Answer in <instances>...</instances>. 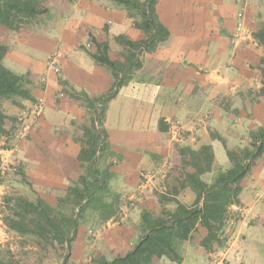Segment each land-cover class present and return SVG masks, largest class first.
Masks as SVG:
<instances>
[{
	"label": "crops",
	"instance_id": "obj_1",
	"mask_svg": "<svg viewBox=\"0 0 264 264\" xmlns=\"http://www.w3.org/2000/svg\"><path fill=\"white\" fill-rule=\"evenodd\" d=\"M186 1L159 0L155 4L158 18L169 30V36L154 51L140 55L141 66L123 79L117 94L106 104L103 118L106 140L120 158L112 166L109 185L118 193L132 191L140 170L154 165L151 156L158 160L153 166L157 183L161 170L170 166L168 159L179 158L183 149L196 151L208 145L213 155L209 170L215 171L218 166L222 168L219 170L227 169L231 163L226 148L249 146L248 132L264 127V95L259 93L263 86L260 60L264 49L252 37L253 25L241 18V29L235 31V23H240V19L235 20L228 0L209 4L201 13L188 10ZM62 3L54 22L61 25L41 33V51L58 50L59 75L73 88L91 96L102 94L110 88L113 77L80 47L87 37L84 30L90 28L93 38L106 41L109 48L112 43L102 31L104 21L110 23L108 32L113 39L124 34L140 40L144 33L124 19L121 11L110 13L109 8L97 6L95 2L91 3L96 5L94 12L88 15L86 7L91 4L86 0H78L72 6L66 1ZM71 9L81 15L86 13L80 28H75L73 23L72 27L63 25L62 11L70 13ZM72 15L76 17V13ZM46 74V93L54 94L60 90L56 75L51 70ZM35 136L38 145L34 144V150L38 152L33 151L29 157L34 170L30 177L33 182L58 193L80 174V145L72 138L66 142L56 138L50 128L41 129ZM199 177L209 183L203 173ZM148 182L153 183L147 178L139 185L138 198L144 206L149 199L155 201L149 196ZM240 187L237 202L229 206L237 217L226 220L222 245L213 243L211 249H205L200 239L206 230L197 225L177 245L179 262L154 256L149 264H264V156L254 159ZM174 197L190 205L196 194L184 186ZM112 232L116 234H110L107 240L108 260L124 255L138 237L132 228L118 227Z\"/></svg>",
	"mask_w": 264,
	"mask_h": 264
},
{
	"label": "rangeland",
	"instance_id": "obj_2",
	"mask_svg": "<svg viewBox=\"0 0 264 264\" xmlns=\"http://www.w3.org/2000/svg\"><path fill=\"white\" fill-rule=\"evenodd\" d=\"M59 1H61V4ZM65 1L72 6L78 0H58L57 3L55 0H41L42 7L46 8L45 13L22 22L14 29L0 25V45L7 48L2 60L3 65L9 71L22 74L29 80L27 86L34 97V100L18 97L0 98V111L5 114V117L0 121V262L2 263L100 264L101 260L110 261L112 258L108 260L106 255H108L107 240L110 234H116V232L113 233L112 231L118 227H123L132 228V230L138 232L141 227L140 215L143 210L149 211L154 216L160 215L162 210H173L175 203L170 199L176 195L174 194V188H177L178 193L182 188L181 185L186 180L185 173L194 170L195 164L205 166L203 159L200 158L198 160L188 149H183L180 151L179 158H175L174 161L168 159L167 162H170V166H165L161 170L162 176L159 183H157L153 177L155 174L153 166L158 163V160L151 156L150 159L152 165H154L152 168L140 170L137 184L131 192L118 193L112 185H109L110 181L108 182L107 190L101 194L103 201L109 204V207L105 209H95L91 205L87 206V201H83L80 206H73L70 203L68 188L76 183L78 177L58 193L42 183L33 182L30 174L34 170L31 168L32 162L30 163L29 157L30 155L32 156L33 151L38 152V150H34L36 148L35 145H38L35 143L36 139H38L35 134L41 132V129L45 131V129L50 128L56 138H62L64 141L72 138L80 146H86V130L91 128V120H95L97 127L100 125L97 110L88 107L82 100L72 98L66 93L71 91L72 86L59 75V64L57 61L59 55L56 52L58 50L48 53L41 51L43 45L40 41V35L44 30H54L58 25H61L59 22L57 24H54V22H56V15L63 4L62 2ZM155 1L157 3L159 0ZM176 1L180 2V0ZM229 1L230 6L233 7L232 15L235 14V20L238 21L240 19V23H235V31L241 29V18L251 22L254 30L264 27V0ZM86 2L90 4L96 2L97 6H106L109 8L110 13L112 11H121L123 18L128 19L132 26H134V20H139L136 8L126 7L115 0H86ZM186 2L188 10L199 13L200 11L204 12L209 4L214 5L215 3L216 5L217 2L224 3L225 1L187 0ZM92 4L89 7L87 6L88 8L86 7L88 15L94 12L96 5ZM74 13H76L77 18L72 15ZM84 15L86 13L81 15L72 9L70 13L63 10L61 17L63 25L70 27L73 23L75 28H80V25L86 19ZM74 20L80 24H76ZM109 26L110 23L105 21L102 23V31L110 37L112 43L108 53L113 56L114 61L124 62L125 57L128 55L127 50L114 41L112 33L108 32ZM84 32H87L86 41L80 47L82 46L88 53L95 51V46L91 40L93 36L90 28H87ZM34 46L40 49L38 51L31 50V47ZM262 48L264 49L263 46ZM16 52H19L17 56H15ZM20 53L23 54L22 57ZM26 56H29V59ZM261 60L260 68L262 67ZM48 70H51L56 75L57 84L60 88L54 94L46 93L45 90L47 83L46 71ZM130 75L131 72L124 74L122 81ZM253 96L256 97L257 94L255 93ZM223 100L225 101V99ZM224 103L225 106L228 105L227 102ZM99 107L100 105L97 104L96 108ZM247 142L249 145V136ZM243 148L232 150L240 152ZM119 159L113 151L108 155L107 152H103L100 149L92 162V166L100 171L107 165H110V169H112V166L120 162ZM85 164L90 165L89 162ZM220 167L218 166L215 171L204 172L203 178L209 183L212 182L219 169H222ZM79 168L81 173L80 164ZM156 174L159 175V173ZM147 178H151L153 181V183L148 182L149 187H147V190H149V196L155 201L149 199L146 206H144V203L138 198L139 185L145 183ZM161 196H165L168 200L162 201ZM18 197L30 201L39 200L49 205L52 212L57 216H72L79 213L77 230H75L70 244L60 241L52 233H45L44 237H42L29 231L19 232L12 228L9 224L12 218L14 220L20 218L17 215L20 212L22 216H25V219H23L24 223L29 228L34 226L32 222H29V220L31 221L34 218L33 215L24 212L17 204ZM236 217V214L233 215L228 208L226 220H233ZM223 228L220 237L224 238Z\"/></svg>",
	"mask_w": 264,
	"mask_h": 264
},
{
	"label": "trees",
	"instance_id": "obj_3",
	"mask_svg": "<svg viewBox=\"0 0 264 264\" xmlns=\"http://www.w3.org/2000/svg\"><path fill=\"white\" fill-rule=\"evenodd\" d=\"M115 1L126 7L137 9L139 20H134L133 25L144 33V37L140 40H132L124 34L114 36V41L127 50L128 55L124 62L112 60L108 54V43L98 42L92 37L95 51L88 54L97 64L105 66L110 71L113 77L112 84L106 92L92 97L86 91L73 87L71 91H65L68 96L80 99L88 107L97 110L100 122L97 127L95 120H91V128L86 130V146H80L78 160L82 171L76 183L68 188V198L73 206H80L83 201H87L86 205H91L95 209L109 207V204L103 201L101 194L107 190L108 182L112 178L111 166H105L102 171L92 166L98 150L111 154L103 127L106 104L117 94L122 84V76L141 66L140 55L154 51L158 43L169 36V30L156 13L155 0ZM45 12L46 8L42 7L41 0H0V25L14 29L22 22ZM252 37L264 47V27L253 31ZM6 49L5 46L0 45V98L18 97L34 100L27 86L29 80L22 74L9 71L3 65L2 60ZM261 63L263 86L260 88V94L264 95V58ZM97 104L100 105L99 108H96ZM4 117L5 114L0 111V121ZM163 128L160 121V129ZM248 136L249 146L244 147L240 152L226 148V155L231 166L219 170L210 183L202 181L199 177L211 167L213 155L210 146L203 145L197 151L188 150L198 160L201 158L205 161L204 167L195 164L194 170L187 171L186 180L181 185V187L189 186L195 192L194 202L186 205L172 197L170 200L175 203L173 210H162L158 216L143 210L140 215L141 227L138 229V237L133 246L124 255L115 256L110 261L101 260L100 264H149L154 256L179 262L177 245L185 240L197 225H201L206 230V234L200 239V244L205 249H211L213 243L222 245L224 238L220 237V234L228 208L237 202L241 190L240 183L249 173L254 159L264 156V127L249 131ZM222 143L224 144L223 141ZM87 162L90 165L85 164ZM174 194H177V188H174ZM161 200H168V198L161 196ZM17 204L24 212L33 215L34 218L29 222H32L34 226L29 228L24 223L25 216H22L20 212L17 214L20 218L16 220L12 218L9 224L12 228L19 232L29 231L42 237L45 233H52L60 241L70 244L77 230L79 213L72 216H57L49 205L39 200L30 201L22 197L17 198ZM0 264L11 263L0 262Z\"/></svg>",
	"mask_w": 264,
	"mask_h": 264
}]
</instances>
